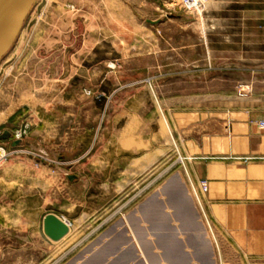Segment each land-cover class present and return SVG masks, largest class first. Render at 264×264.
Wrapping results in <instances>:
<instances>
[{
    "label": "rangeland",
    "instance_id": "374dc122",
    "mask_svg": "<svg viewBox=\"0 0 264 264\" xmlns=\"http://www.w3.org/2000/svg\"><path fill=\"white\" fill-rule=\"evenodd\" d=\"M194 1L37 0L0 63V136L11 134L0 140V168L15 158L31 161L55 177L58 194L55 206L44 207L43 196L25 201V189L19 202L28 207L0 208V264H145L144 255L151 264H176L182 245L196 247L190 233L215 242L199 203L205 193L187 174L175 143L183 132L173 125L225 100H248L256 87L264 92V0ZM239 57L256 61L258 81L224 72ZM176 59L199 62L200 74H176ZM224 90L232 96L212 94ZM149 131L153 149L167 138L172 151L133 191L113 189L110 159L102 175L78 173L77 163L87 165L97 152L110 158L122 133L147 139ZM71 148L78 155L68 165ZM69 172L78 179L70 185ZM48 215L71 226L60 241L44 233ZM161 216L168 222L154 230ZM127 219L139 240L126 232ZM178 229L180 240L166 250V234ZM110 230L121 236L105 244ZM102 247L104 257L85 255ZM215 253L216 264H227Z\"/></svg>",
    "mask_w": 264,
    "mask_h": 264
},
{
    "label": "crops",
    "instance_id": "0c3cea01",
    "mask_svg": "<svg viewBox=\"0 0 264 264\" xmlns=\"http://www.w3.org/2000/svg\"><path fill=\"white\" fill-rule=\"evenodd\" d=\"M246 60L245 57H239L237 63H230L224 68V72L258 81L259 69L255 67L256 61ZM173 63L176 65V74H186L192 78L200 74L199 62L190 64L184 59L181 61L176 59ZM181 67L185 69L178 71ZM207 74L214 73L207 70ZM212 94L232 96V93L225 90ZM206 112L178 116L177 118L183 122L176 121L173 126L175 130L183 132L180 144L177 141L175 143L180 152L182 148L180 155L185 159L186 171L191 181L193 184H199L200 181L208 183V191L202 194L199 203L208 226L211 227L209 228L215 232V242L211 241L208 233L205 235L190 233L196 247L182 245L183 251L178 254L176 264H216V249L219 255L224 256L227 264H264V92L260 93L256 87L248 100L234 97L229 101L225 100L218 108L213 106L208 108ZM152 140L150 131L147 139L138 138L133 132L122 133L112 144L110 158L109 154L105 157L97 152L88 159L87 165L81 161L77 163L78 173L86 176L102 175L105 173L103 166L109 165V162L104 160L110 159V171L107 173L111 175L113 189L117 192L131 189L133 191L137 180L149 174L152 167L162 160L163 153L172 151L167 138L164 139V145L161 144L154 149ZM12 144L13 142L10 147L13 149ZM73 149L64 155L68 165H72V160L78 155ZM155 150H158L159 154ZM81 157L78 160L82 159ZM14 160L12 164L7 163L0 168V208L28 207L25 202L24 204L19 202L23 200L21 196L25 189L28 192L25 201H38L40 196H43L47 202H44V207L55 206L52 203L58 194L55 177L46 170L34 169L31 161L20 158ZM67 175L68 180L65 182L68 181L69 185L78 180L75 173L69 172ZM65 184L63 191L66 193L67 183ZM40 190H43L42 195ZM64 201L67 202L66 195ZM181 221L175 219V223ZM143 222L149 223L146 219H143ZM167 222L168 219L163 220L162 216L159 217L154 230L159 229L158 224L165 225ZM126 223L128 227L126 232L129 234L130 228L134 239L139 240L141 237L134 232V222L127 219ZM118 225L119 228L123 227L125 222H119ZM181 229L166 234V250L173 245V241L180 240ZM146 235L144 232L143 240L146 239ZM120 236L110 230L102 239L107 244ZM99 245H103V242ZM105 247L96 251L91 248L85 255L104 257ZM117 254L118 252L111 253ZM148 263L151 264L150 261Z\"/></svg>",
    "mask_w": 264,
    "mask_h": 264
},
{
    "label": "water",
    "instance_id": "95a60500",
    "mask_svg": "<svg viewBox=\"0 0 264 264\" xmlns=\"http://www.w3.org/2000/svg\"><path fill=\"white\" fill-rule=\"evenodd\" d=\"M36 2L37 0H0V63L14 47ZM10 137L9 132H4L0 140ZM20 144L21 141L18 140L13 146ZM43 230L53 241H60L68 233L67 226L55 215L45 217Z\"/></svg>",
    "mask_w": 264,
    "mask_h": 264
},
{
    "label": "built area",
    "instance_id": "2783aa9c",
    "mask_svg": "<svg viewBox=\"0 0 264 264\" xmlns=\"http://www.w3.org/2000/svg\"><path fill=\"white\" fill-rule=\"evenodd\" d=\"M245 90H241L239 92L240 96L242 97V94H244ZM264 126V123H263ZM199 189L203 192V193H207L208 191V183L207 181H200L199 183ZM196 191V190H195ZM67 223V222H66Z\"/></svg>",
    "mask_w": 264,
    "mask_h": 264
},
{
    "label": "bare ground",
    "instance_id": "6f19581e",
    "mask_svg": "<svg viewBox=\"0 0 264 264\" xmlns=\"http://www.w3.org/2000/svg\"><path fill=\"white\" fill-rule=\"evenodd\" d=\"M195 1H196V0H195ZM195 1H194V3H195ZM188 3H189V2H188ZM192 4H193V3H192ZM186 5H187V3H186ZM188 5L192 6L191 3L188 4ZM194 8H195V7H194ZM196 8H197V7H196ZM2 155H3V154H2ZM163 190H164V188H163ZM163 190H162V191H163ZM162 191H161V192H162ZM194 191H195V189H194ZM195 194H196V191H195ZM201 209H202V208H201ZM56 217H57V216H56ZM59 219H60V218H59ZM60 220H61V221L67 226V228H68V233H67V235H68V234L70 233V227H71V226H70L68 223H66V221H65L64 219H63V220L60 219ZM209 227H210V226H209ZM210 228H211V227H210ZM210 228H209V229H210ZM210 230H212V229H210ZM210 230H209V231H210ZM67 235H66V236H67ZM66 236H65V237H66ZM135 240H136V239H135ZM144 261L146 262V264H149V263H148V260H147L145 257H144Z\"/></svg>",
    "mask_w": 264,
    "mask_h": 264
}]
</instances>
